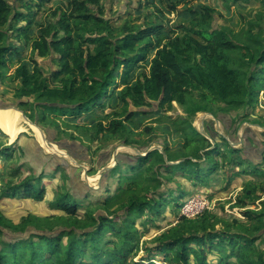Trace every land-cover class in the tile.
<instances>
[{
    "label": "rangeland",
    "instance_id": "1",
    "mask_svg": "<svg viewBox=\"0 0 264 264\" xmlns=\"http://www.w3.org/2000/svg\"><path fill=\"white\" fill-rule=\"evenodd\" d=\"M8 1L14 9L26 11L22 2ZM68 1L48 0L40 7H34L35 30L41 23L52 19L53 12L57 8H64ZM133 1L136 6L140 4V10H127ZM144 1L102 0L101 3L105 15L111 17L115 25L125 20L141 25L162 21L167 26L166 35H173L172 28L182 35V29H177V26L192 25L191 17L187 18L184 13L178 15L184 8L180 7L181 4L185 3L187 7L210 6L214 9V27H226L233 37L243 42H249L248 30L252 28L256 38L264 39V3L260 0H170L173 5L176 4V12L171 11L168 0L164 1V9L154 6L152 11L146 7L149 3L154 4V0ZM18 22L19 26L24 24ZM31 43V40L24 39L17 53L9 60L8 73L0 80V106L4 107L2 109L11 107L12 112L22 111L20 113L31 124L43 131L48 146L58 151L47 150L30 123L24 124L25 130L15 139L0 128L1 247L5 239L15 241L32 237V233L39 230L55 232L75 228L77 232H83L87 224L93 222L89 216L99 218L122 214L125 206L134 200L149 202L175 192L176 199L167 200L159 216L146 211L142 216L131 218L137 228L133 241L134 252L137 253L135 259L153 256L158 261H164V253L156 247L168 238L190 231L200 234L209 231L239 234L242 243L251 237L249 257L255 260L264 257V162L248 160V156L242 152L243 146L230 145L228 139L213 141L209 136L206 137L208 142L191 141L188 147L185 145L186 132L199 137L189 126H194L200 132L196 122L201 114L207 123L208 119L215 120L214 129L222 131L216 120H219L220 115L236 110H248V113L243 111V125L255 126L264 140V84L251 106L228 107L219 102L207 103L202 100L201 93L196 91L194 99L206 106L207 110L193 113L190 107H182L174 101L170 109L160 107L157 102L146 107L147 112H142L132 103H124L122 87H118L96 109L80 117L61 115L43 106V101L35 96H15L14 90L21 85V81L14 80L11 75L18 66L26 64L32 69V59L35 57L45 70L58 68L52 57L42 58L34 54ZM148 70V66L138 67L133 75L137 77ZM12 107L20 111L12 110ZM113 120L123 124L118 132L100 129V122L108 127ZM208 144L211 146L207 147ZM68 145L72 146L71 150L67 148ZM154 149L162 152L164 161L154 155L147 165H135V171L131 165H124L122 161L118 163L119 158L126 161L132 156L136 159L137 156H146L147 150ZM187 160L192 163L188 164ZM163 164L180 166L164 167ZM256 170L259 173L254 174ZM26 182L44 188L43 199L37 201L29 198L31 205L7 202L14 198L6 197L5 193ZM64 193L76 197L78 208L75 216L58 208L56 200ZM192 198L203 199L208 202V207L199 214L188 216L183 213V207ZM34 240L38 242V238ZM66 240L67 237L64 242ZM118 241L113 232L106 230L97 247L101 252L106 251ZM91 248L87 246L88 252H91ZM171 256L167 257L166 264H171ZM26 257L28 253H24ZM83 258L91 260L89 254ZM190 258L194 263L192 254ZM207 264L240 262L233 254L231 245L226 243L224 247L208 251Z\"/></svg>",
    "mask_w": 264,
    "mask_h": 264
},
{
    "label": "trees",
    "instance_id": "2",
    "mask_svg": "<svg viewBox=\"0 0 264 264\" xmlns=\"http://www.w3.org/2000/svg\"><path fill=\"white\" fill-rule=\"evenodd\" d=\"M17 1L22 2L25 12L14 9L8 0H0V80L7 75L9 60L17 53L19 44L24 39L31 40L34 54L52 57L58 68L45 70L35 57L32 69L26 64L18 66L11 75L21 81L14 90L15 96H35L56 114L80 117L96 109L118 87H122L124 103H132L142 112H147L146 107L157 102L160 107L170 109L174 101L182 107H190L193 113L207 110L194 99L196 91L207 103L251 106L262 90L264 39L256 38L252 28L248 30L249 42H243L233 37L226 27H214V9L210 6H191L179 11L178 15L184 13L187 18L191 17L192 25L177 26L182 29V35L176 28L171 29L173 35H166L162 21L141 25L125 20L115 25V21L105 15L102 0H69L64 8L53 12L52 19L38 25L36 31L34 7L48 0ZM168 3L171 11L176 12V4ZM18 21L24 24L19 26ZM142 66H148V72L135 77L133 73ZM99 126L101 130L116 133L123 124L113 120L108 127L101 122ZM189 127L199 137L186 132L187 147L191 141L208 142L194 126ZM154 155L164 161L162 152L154 149L136 159L119 158L118 163L131 165L135 171V165H147ZM186 162L192 163L191 160ZM257 173L259 170L254 172ZM43 192L44 188L38 184L26 182L6 192L5 196L38 201L43 199ZM174 195L175 192H170L149 202L134 200L125 206L122 214L89 216L93 222L87 224L83 232L75 228L55 232L39 230L32 233V237L5 239L0 246V264H166L170 255L171 264H207L208 251L224 247L226 243L231 245L240 264H264V257L258 260L249 257L251 237L242 243L239 234L213 231L204 234L190 231L164 240L156 247L164 253V261L153 256L135 259L133 241L137 228L131 218L142 216L146 211L159 216L167 200L176 199ZM56 201L66 214L76 215L78 204L74 195L64 193ZM106 230L113 232L119 241L113 243V248L101 252L97 243ZM33 237L38 238V242ZM88 245L92 247L91 252L87 250ZM24 253H28V257L24 258ZM85 254H89L91 260H85Z\"/></svg>",
    "mask_w": 264,
    "mask_h": 264
},
{
    "label": "crops",
    "instance_id": "3",
    "mask_svg": "<svg viewBox=\"0 0 264 264\" xmlns=\"http://www.w3.org/2000/svg\"><path fill=\"white\" fill-rule=\"evenodd\" d=\"M143 1L144 0H142V2ZM164 1H167V0H154L155 3L152 5L151 3H149L148 6L151 5V7L147 6L146 9L149 11H152L154 9L153 8L154 6L158 7L156 9H159V8L164 9V6L166 5ZM135 4L136 2L133 1L131 8H128L127 10L132 9V10L137 11L138 8L140 10L141 8V6H139L140 4H137V6ZM183 6L184 8L182 10L187 8V5L185 3L181 4L180 7H183ZM140 13L143 14V11L141 10ZM155 13L160 14L158 10ZM243 111H245V113H248V110H243ZM243 111L242 110L241 112L237 110L230 111V112L220 115L219 121L218 120L216 121H217V126H221L220 128H223L222 131L219 129L218 130L214 129L215 120H212V119H208L209 123H207V119H203V128H206L207 126L206 130L209 133L213 141H221V140L228 139L229 142H231L230 145L234 144V145L243 146L242 152L248 156V160L252 159L254 162H260V163L264 162V140L260 136L255 126L243 125L244 123L242 122V119L245 114ZM220 122H222V125ZM221 134L224 135L226 138L222 137Z\"/></svg>",
    "mask_w": 264,
    "mask_h": 264
},
{
    "label": "bare ground",
    "instance_id": "4",
    "mask_svg": "<svg viewBox=\"0 0 264 264\" xmlns=\"http://www.w3.org/2000/svg\"><path fill=\"white\" fill-rule=\"evenodd\" d=\"M11 107H8V109H2L0 110V128L3 129L4 132H6L7 134H9L13 139H15L22 130H25V125L26 123H30L31 121H29L26 116H24L22 113V111H20L19 109H16L15 107H12V110H18L20 112H12ZM205 118V116L203 114H201L198 118H197V127L199 129H203V124L202 121ZM208 118V117H207ZM31 126L34 127L35 132L37 133L38 138L40 139V141L44 144L45 148L49 151H58L56 150L57 148H54V150L48 146V143L46 142L45 136L43 131L37 127L34 124H31ZM54 146V145H53ZM60 152H63L62 150H60ZM91 179V177L89 178Z\"/></svg>",
    "mask_w": 264,
    "mask_h": 264
},
{
    "label": "built area",
    "instance_id": "5",
    "mask_svg": "<svg viewBox=\"0 0 264 264\" xmlns=\"http://www.w3.org/2000/svg\"><path fill=\"white\" fill-rule=\"evenodd\" d=\"M207 203L208 202L203 201V199L192 198L189 202L184 205L183 213L188 216H190L191 214H199L203 211L205 207H208Z\"/></svg>",
    "mask_w": 264,
    "mask_h": 264
},
{
    "label": "water",
    "instance_id": "6",
    "mask_svg": "<svg viewBox=\"0 0 264 264\" xmlns=\"http://www.w3.org/2000/svg\"><path fill=\"white\" fill-rule=\"evenodd\" d=\"M0 108H4L3 106H0ZM219 121V120H218ZM200 132L205 136V137H209L210 135H209V133L205 130V128H203V129H200ZM221 136L222 137H225L224 135H222L221 134ZM226 138V137H225ZM151 150H147L146 152H145V154H148V152H150ZM116 154V153H115ZM170 163H174V162H170ZM24 200V199H23ZM7 202H9V201H12V202H16V203H18V204H21V205H31V202H30V200L29 199H26V200H24V201H22V200H17V199H13V200H6Z\"/></svg>",
    "mask_w": 264,
    "mask_h": 264
},
{
    "label": "flooded vegetation",
    "instance_id": "7",
    "mask_svg": "<svg viewBox=\"0 0 264 264\" xmlns=\"http://www.w3.org/2000/svg\"><path fill=\"white\" fill-rule=\"evenodd\" d=\"M67 148L71 150L72 146H71V145H68V147H67Z\"/></svg>",
    "mask_w": 264,
    "mask_h": 264
}]
</instances>
